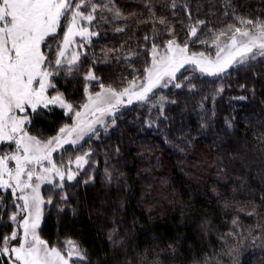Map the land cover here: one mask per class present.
Wrapping results in <instances>:
<instances>
[{
	"label": "trees",
	"instance_id": "obj_1",
	"mask_svg": "<svg viewBox=\"0 0 264 264\" xmlns=\"http://www.w3.org/2000/svg\"><path fill=\"white\" fill-rule=\"evenodd\" d=\"M73 3L91 12L94 1ZM115 5L118 20L107 19L105 9L92 13L96 34L82 41L79 71L51 77L54 92L77 110L87 101L86 86L94 94L99 83L121 90L144 79L154 44L163 48L175 39L193 51L214 52L212 42L229 25L254 27L236 16L264 20V0ZM190 26L197 28L195 37ZM194 70L178 75L174 85L180 87L125 109L80 146L63 151L62 168L80 156L87 162L74 181L43 189L39 234L49 246L79 242L87 260L78 264H264V57L217 78ZM89 71L99 79L86 80ZM70 122L62 109H43L30 130L54 137ZM17 205L12 191L0 190V245L14 231ZM0 264L10 261L3 257Z\"/></svg>",
	"mask_w": 264,
	"mask_h": 264
},
{
	"label": "snow or ice",
	"instance_id": "obj_2",
	"mask_svg": "<svg viewBox=\"0 0 264 264\" xmlns=\"http://www.w3.org/2000/svg\"><path fill=\"white\" fill-rule=\"evenodd\" d=\"M82 7L87 5L74 4L73 0H0V144L8 142L15 145L10 156H0V189L11 188L13 196L19 192L17 199L23 201V204H18L17 208L26 214L19 221L18 213L11 216V220L23 229V233L19 235L18 246L10 247L9 243L10 240L18 239L16 231L10 237L5 236L0 245V256L14 254L15 264H70V261L71 264H78L87 260L86 251L75 240H66L64 248H60L49 246L41 238L37 229L41 224L44 200L40 196V184H33L32 181L35 176L37 181L47 180L51 183L50 176L43 173H54L61 181L64 180L65 172L53 164L51 155L58 147L75 144L86 133L95 132L93 125L100 122L99 117L93 120L89 116L95 117L97 113L101 116L111 114L123 103L124 97H128L129 104L133 98L147 101L154 88L166 86L176 80L177 73L186 64L195 65L202 74L218 75L234 63L243 65L257 55L264 57V20L236 16L239 24L254 25V31L229 25L232 36L231 42L225 45L229 49L227 56H220L225 48H219L215 61L207 59L203 53L189 56L188 42L177 44L175 39L169 40L165 53L158 56L159 46L154 44L152 65L145 68L146 83L137 86L132 82L128 88L120 91L111 85L105 90V85L99 83L102 91L94 94H88L86 86L87 103L81 105L83 111H80L66 101L62 93L57 92L50 98L47 92L49 88L55 87L51 77L61 72L72 74L79 71V53L72 52L70 57L66 55L74 37L86 38L96 34L80 26L79 22L86 20L90 24L97 6L91 4V12L81 11ZM115 15L120 17L121 13L117 10ZM62 20L66 31L61 38L57 31L62 27ZM159 22L163 24L164 20ZM197 23L204 24V21ZM189 31L193 37L197 35V28L190 26ZM224 34L220 32L216 36L217 45L219 36ZM42 46L45 50H42ZM53 49L55 54L50 58L47 51ZM85 79L91 81L99 78L89 71ZM174 86L181 85L176 83ZM50 104H58L68 113H74L75 122L71 126L62 127L56 137L42 141L27 131L25 125L31 123L29 117L18 116L17 112L24 113L30 108L33 113H37L38 108H48ZM9 160L15 161L14 170L9 169ZM44 161L51 168H43ZM86 162L84 156L76 159L77 167ZM28 165H40L41 173H37L35 168L27 167ZM25 175L27 179L22 180L21 177ZM67 179H74L70 170ZM27 189L31 191L28 192ZM112 237L113 234L110 233L109 240L116 244L117 241ZM14 262L10 261V264Z\"/></svg>",
	"mask_w": 264,
	"mask_h": 264
},
{
	"label": "rangeland",
	"instance_id": "obj_3",
	"mask_svg": "<svg viewBox=\"0 0 264 264\" xmlns=\"http://www.w3.org/2000/svg\"><path fill=\"white\" fill-rule=\"evenodd\" d=\"M93 1H94V4L97 6L96 7V11L97 10L99 11V9L100 10L105 9V11L108 13L107 14V19L110 18V19L118 20L117 16L113 14V11L116 9V7H115L116 6L115 5V0H93ZM84 22H86L87 24L86 25H82V23H84ZM79 23H80V26L87 28L89 30V32L93 33L92 32V29L90 27V24L91 23L89 24L86 20H81ZM246 30L254 31V27L253 28H247ZM231 36H232V32L229 31V32L225 33L224 35H220L219 36L218 45H217V43L215 41H213L211 45L215 48V51L214 52H211V51H208V50L193 51V50L190 49V44L188 43V53H187V55L191 56L192 54H196L197 56H199L200 53H203L204 56L207 59L212 60V61H215L217 59L216 53L219 51V48H225L224 52L220 53V56L221 57L227 56L229 49H227L225 47V45L226 44H229L231 42L230 41V37ZM92 37H93V35H90V36H88L86 38H82L80 36L74 37V42L71 45H69V48H68V51H67L66 55L70 57L71 54H72V52H77V53H79V61H80V58L82 56L81 53H80L81 50L79 49L80 48V45H82V41H87L88 42ZM175 41H176L177 44H181L179 41H177V40H175ZM166 48H167V44L163 48H158L157 49L158 56L163 55L165 53ZM42 50H43V46H42ZM150 53H151V55H150L151 57H150V63H149L148 68L151 67V65H152V59H153L152 50L150 51ZM258 57H261V56L257 55L254 58H258ZM238 65H240V64L234 63L232 66L228 67L223 73H220L218 75H207V74H202L195 67V65L186 64L185 67L182 68L180 70V72L177 73V77H178V75L185 68L190 67V68L195 69L194 72L196 71L197 73L201 74L202 76L209 77V78H217V77H221V76L226 75L233 68H236ZM145 77H146V74L144 76V79L139 80L138 82L135 81L134 83L137 86L146 83ZM175 81L176 80H173V81L169 82L166 86H163V87H159L158 86V87L154 88L153 91H152V93L149 94V98L152 97L153 95H155V93H157L160 90L169 89L170 87H172L174 85ZM129 86H130V84L127 87H125V88H128ZM106 89L107 88H105V90ZM123 89H121V90H123ZM100 91H102V90H100ZM100 91H98V92H100ZM118 91H120V90H118ZM56 93L57 92H54L53 88H49L48 89V92H47V95L51 98V96L55 95ZM138 102H142V101H138V100H136V99L133 98L132 103L129 104L128 103V97H124L123 98V103L120 104L116 109H114L111 114H107L106 113L103 116H101L100 113H97L95 117L89 116V119H93V120L96 119L97 117H99L100 122L93 125V127L95 128V132L86 133L75 144H71V143L64 144L63 146L58 147L56 149V151H54L52 153L51 159H52L53 164H55L56 167L59 168L61 171L65 172V178H64L63 181L68 180L67 179V173H68L69 170L74 174V179L69 180V181H74L75 178L77 177V174L79 173V170H82L85 167V165H86V163H83V164H81V166L77 167L76 161H74V162L70 163V165L72 164V167L71 168H68V169L62 168V166H60V161H59V159L61 160V158H59V157H61V155L63 154V151L66 150V148H69V147L76 148V147L80 146L84 141H86L92 135H95L98 130L104 129L108 125V123L112 119H114L119 113H121L125 109H128V108L132 107L133 105L137 104ZM85 103H87V101ZM51 108H59V109L64 110L67 115L71 116V122L68 123V124H65V125H68V126L73 125V123L75 122L74 113H68L66 111V109L61 108L58 104H50L48 106V108H42V107L41 108H38L37 113H33L32 110L29 108L24 113L17 112V115L18 116H21V117H24V116H28L29 117V119L31 120V123H26L25 127H26L27 131L29 132V134L31 136H35V137H37V139H40L42 141H47L48 139H52V138L56 137L58 134H60V131L54 137H44V135H41V134L40 135H34L31 132L30 128H31V125L33 123V118H34L35 115H39L40 112L43 109H51ZM80 111H83V109L81 108ZM65 125H63L62 127H65ZM14 148H15V145L14 144H9L8 142H4L3 144H0V156L5 155V154L10 156L12 154V150ZM20 154L22 155L23 153L21 152ZM84 159L86 160L85 157H84ZM15 166L16 165H15V161L14 160H9L8 161V167H9V169L14 170L15 169ZM27 167H29V168H35L37 173H41V166L40 165H28ZM43 168H51V165L48 164L47 161H44L43 162ZM43 174L50 176L51 183H49L47 180L37 181L36 178H35V176L33 177V181H32L33 184H35V183H39L40 184V196L44 200V204L42 206V219H41L40 228H41L42 223H43L44 214H45V206H46V200L43 197V189L46 186H48V185H54L56 182H59V183L62 182L60 180L59 176H56L54 173H43ZM5 179H7V176H5ZM21 179L22 180L27 179L26 175L25 176H22ZM0 190H4V191L10 190V191H12L11 188H8V189H0ZM26 191L30 192L31 189H27ZM19 195H20V193L17 192L16 195H15L16 196V199H17V197ZM17 202L20 205L23 204V201H20L18 199H17ZM17 213H18V215H17V221H19L24 215H26L24 212L20 211L19 209H18V212ZM13 223H14V231H16L18 233V239H16V240H10V242H9L10 243V247L11 246H18V244H19V235H22V233H23V229L19 228L18 225H17V223H15V222H13ZM40 228L37 229L38 233L40 231ZM3 257H6L9 261L14 262V254L6 255V256H0V258H3ZM14 264H15V262H14ZM70 264H71V261H70Z\"/></svg>",
	"mask_w": 264,
	"mask_h": 264
}]
</instances>
